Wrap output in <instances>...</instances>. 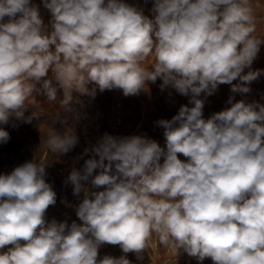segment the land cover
<instances>
[{
	"label": "clouds",
	"instance_id": "1",
	"mask_svg": "<svg viewBox=\"0 0 264 264\" xmlns=\"http://www.w3.org/2000/svg\"><path fill=\"white\" fill-rule=\"evenodd\" d=\"M42 2L48 24L31 0H0V125L37 119L24 113L39 107V95L61 96L63 112L73 113L80 96L139 95L157 79L192 107L156 122L166 147L105 133L85 149L92 158L69 176L73 195L83 193L80 224L46 222L57 199L47 164L27 161L0 174V264H133L126 254L143 260L153 236L176 256L264 264V105L229 97L230 107L203 118L219 85L248 93L264 71L251 69L264 44L251 0H154L151 18L123 0ZM9 139L0 127V144ZM77 143L72 127L47 140L56 155ZM105 244L125 255L100 258Z\"/></svg>",
	"mask_w": 264,
	"mask_h": 264
},
{
	"label": "rangeland",
	"instance_id": "2",
	"mask_svg": "<svg viewBox=\"0 0 264 264\" xmlns=\"http://www.w3.org/2000/svg\"><path fill=\"white\" fill-rule=\"evenodd\" d=\"M123 2L143 9L144 14L151 18L150 10L154 0H123ZM251 2L257 21L255 35L264 38V0H251ZM31 3L39 8L44 23L48 24L51 13L44 7L42 0H31ZM152 62L153 58L149 57L145 67L150 66ZM251 69L264 70V44L261 45ZM247 71L248 69H245V74ZM161 84L162 81L159 79L155 83L148 82L147 90L141 91L139 95L125 96L122 89H112L97 91L94 98L80 96L81 103L73 105L75 109L73 113L63 112L60 107L61 96L53 102H48L43 95L36 96L39 107L29 106L24 116L28 117L33 112H37V119L26 123L12 117L7 125H0L10 137L7 143L0 144V174H9L15 167L27 161L36 160L47 164L46 182L51 184L57 199L56 204L50 206L45 214L46 222L56 221L68 225L72 222L82 223L76 215V207L82 202L83 193L79 196L73 195V185L69 176L73 170L82 171L85 161L92 158V153L90 151L85 153V149H90L105 133L117 137L147 136L157 141L161 147H166L164 129L156 122L161 119L171 120L182 105L192 107L189 104V97L180 95L172 88L162 90ZM248 87L250 88L248 93H233L231 85H219L205 100L203 118L208 119L215 112L230 107L229 97L233 98V103L244 100L246 103L257 102L264 105V71ZM58 112L60 118L55 119ZM64 117H67L66 124L61 123ZM66 127L74 129L78 137L77 145L63 155L51 153L47 145L49 135L54 130L62 135ZM178 158L187 160L182 154H178ZM98 172L99 169L94 170L93 175ZM87 186L92 191L103 190V186L99 189L92 188L90 181ZM8 247L11 245L6 246L4 251ZM105 255L118 258L125 254L119 245L105 244L99 249V257L103 258ZM126 255L133 264H213L210 258L200 262L182 250L176 256L171 248L160 245L156 236L149 241L143 260L138 261L131 252Z\"/></svg>",
	"mask_w": 264,
	"mask_h": 264
}]
</instances>
